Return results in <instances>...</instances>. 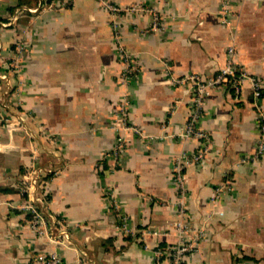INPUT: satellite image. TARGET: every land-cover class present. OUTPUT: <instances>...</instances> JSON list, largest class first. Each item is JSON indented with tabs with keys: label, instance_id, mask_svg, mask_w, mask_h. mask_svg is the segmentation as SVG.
I'll use <instances>...</instances> for the list:
<instances>
[{
	"label": "crops",
	"instance_id": "0c3cea01",
	"mask_svg": "<svg viewBox=\"0 0 264 264\" xmlns=\"http://www.w3.org/2000/svg\"><path fill=\"white\" fill-rule=\"evenodd\" d=\"M107 1L151 9L160 29L152 12L117 18L99 0L58 1L0 27L9 80L0 78V264H33L39 251L59 252L64 264H156L180 222L200 236L185 264H264V153L251 159L264 112V0ZM15 4L0 0V19ZM230 47L260 96L247 78L238 93L209 87L196 123L209 151L192 162L203 142L183 136L189 77H215ZM34 164L51 170L41 193L68 227L64 245L36 238L21 209Z\"/></svg>",
	"mask_w": 264,
	"mask_h": 264
},
{
	"label": "built area",
	"instance_id": "2783aa9c",
	"mask_svg": "<svg viewBox=\"0 0 264 264\" xmlns=\"http://www.w3.org/2000/svg\"><path fill=\"white\" fill-rule=\"evenodd\" d=\"M63 2V0H52L50 5L39 4L37 7H16L12 14H10L6 20H0V27H7L17 22L20 16L25 13H37L40 9L51 7L56 2ZM104 8L113 16L117 17L124 12H137L146 11L152 12V22L155 29H160L159 17L151 9L139 6H122L116 3L109 2L107 0H99ZM223 1L224 8L226 6L225 0ZM17 53L14 54V60L12 62V68L17 71L19 66L18 59L20 57L21 51L24 47V40L18 41ZM229 53V64L226 68L222 69L215 77L210 78L207 81L202 80L199 77H189L193 79L194 83V93L191 99V115L188 124L183 132L185 137H196L201 139L203 146L198 150V152L193 156L192 162H200L206 153L209 151V138L207 134L196 124L198 119L202 114V108L205 104V96L207 94V89L211 86L219 84H230L234 90L239 92V84L242 79H249L252 86L253 97L256 100L260 96L261 83L253 76H247L244 71L238 67L234 60V51L230 47ZM131 69L126 68L124 72L125 75L130 73ZM0 78L6 81L9 85V80L7 74H1ZM6 101L1 100V104ZM1 105V106H2ZM0 106V108H2ZM260 138L256 145V150L252 155V158H257L264 153V112H260ZM1 118V116H0ZM17 120V119H16ZM19 120V119H18ZM19 122V121H18ZM180 170V169H179ZM51 170L48 167H44L40 164H34L31 168L23 174L20 190L25 198L21 204V209L27 215V223L33 234L38 239L47 238L56 241L60 245H64L69 241V230L67 225L60 219L54 218L48 212L45 211V201L43 199L41 190L43 186V178ZM175 183L180 192V196L184 195V178L178 173L175 177ZM121 227L126 233H130V229L127 226V218L121 216ZM177 236L178 241L176 244L167 246L165 248L157 247L155 250L156 254V264H185V259L190 255L191 251L194 249L196 241L200 236H190L189 227L183 223L177 224ZM33 264H64L62 256L59 252L50 251H39L33 258ZM78 264H83L82 261H78Z\"/></svg>",
	"mask_w": 264,
	"mask_h": 264
},
{
	"label": "trees",
	"instance_id": "16d2710c",
	"mask_svg": "<svg viewBox=\"0 0 264 264\" xmlns=\"http://www.w3.org/2000/svg\"><path fill=\"white\" fill-rule=\"evenodd\" d=\"M36 0H16V4L12 7H9V11L10 13L13 12V10L16 8V7H20L22 6L23 4H28V5H32ZM44 3L43 4H46L48 2H50V0H44L43 1ZM0 20H6V19H0Z\"/></svg>",
	"mask_w": 264,
	"mask_h": 264
}]
</instances>
